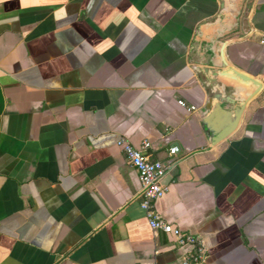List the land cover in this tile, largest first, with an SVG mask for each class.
<instances>
[{
    "label": "crops",
    "instance_id": "obj_1",
    "mask_svg": "<svg viewBox=\"0 0 264 264\" xmlns=\"http://www.w3.org/2000/svg\"><path fill=\"white\" fill-rule=\"evenodd\" d=\"M120 141L206 264H264V0H0V264L191 253Z\"/></svg>",
    "mask_w": 264,
    "mask_h": 264
},
{
    "label": "built area",
    "instance_id": "obj_2",
    "mask_svg": "<svg viewBox=\"0 0 264 264\" xmlns=\"http://www.w3.org/2000/svg\"><path fill=\"white\" fill-rule=\"evenodd\" d=\"M184 107V103L180 102ZM188 110H194L190 107ZM128 160V163L137 172L142 186L141 208L145 212L150 229L154 232H162L173 236L178 246H189L191 253L183 258L180 264H206L205 250L201 238L182 232L179 228L167 222L156 210V203L164 196L165 189L161 180L167 172V168L159 162H153L146 155L148 144L141 149H136L124 141L118 142ZM178 152L176 146L168 150V155L173 157Z\"/></svg>",
    "mask_w": 264,
    "mask_h": 264
},
{
    "label": "water",
    "instance_id": "obj_3",
    "mask_svg": "<svg viewBox=\"0 0 264 264\" xmlns=\"http://www.w3.org/2000/svg\"><path fill=\"white\" fill-rule=\"evenodd\" d=\"M176 147H177V149L179 150V146L176 145Z\"/></svg>",
    "mask_w": 264,
    "mask_h": 264
}]
</instances>
